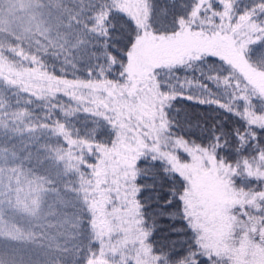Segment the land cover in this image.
Here are the masks:
<instances>
[{"label":"snow or ice","instance_id":"6c2138e0","mask_svg":"<svg viewBox=\"0 0 264 264\" xmlns=\"http://www.w3.org/2000/svg\"><path fill=\"white\" fill-rule=\"evenodd\" d=\"M0 264H264V0H0Z\"/></svg>","mask_w":264,"mask_h":264}]
</instances>
